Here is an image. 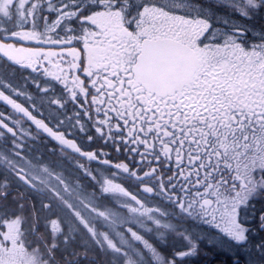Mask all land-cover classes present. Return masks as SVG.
Instances as JSON below:
<instances>
[{"label": "snow or ice", "instance_id": "snow-or-ice-1", "mask_svg": "<svg viewBox=\"0 0 264 264\" xmlns=\"http://www.w3.org/2000/svg\"><path fill=\"white\" fill-rule=\"evenodd\" d=\"M0 264H264V0H0Z\"/></svg>", "mask_w": 264, "mask_h": 264}, {"label": "rangeland", "instance_id": "rangeland-1", "mask_svg": "<svg viewBox=\"0 0 264 264\" xmlns=\"http://www.w3.org/2000/svg\"><path fill=\"white\" fill-rule=\"evenodd\" d=\"M115 159V156L113 157ZM122 158V157H121Z\"/></svg>", "mask_w": 264, "mask_h": 264}]
</instances>
